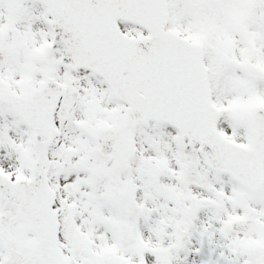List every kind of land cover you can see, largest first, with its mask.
<instances>
[{
  "label": "snow or ice",
  "instance_id": "obj_1",
  "mask_svg": "<svg viewBox=\"0 0 264 264\" xmlns=\"http://www.w3.org/2000/svg\"><path fill=\"white\" fill-rule=\"evenodd\" d=\"M0 264H264V0H0Z\"/></svg>",
  "mask_w": 264,
  "mask_h": 264
}]
</instances>
